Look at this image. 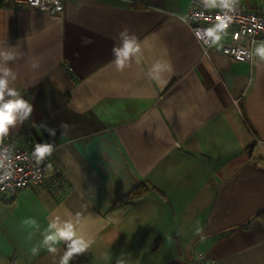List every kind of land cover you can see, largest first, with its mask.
<instances>
[{
    "label": "crops",
    "instance_id": "1",
    "mask_svg": "<svg viewBox=\"0 0 264 264\" xmlns=\"http://www.w3.org/2000/svg\"><path fill=\"white\" fill-rule=\"evenodd\" d=\"M241 1L264 10V0ZM188 3L0 6V48L19 55L11 86L33 106L8 135L21 147L54 143L46 178L58 168L69 186L0 196V264H51L46 249H32L58 216L94 240L83 264H116L121 254L131 264H190L197 252L218 264H264V62L254 53L264 41L249 62L223 54V37L204 54L180 19ZM125 29L141 52L117 71L112 49ZM158 60L172 69L163 85L152 76ZM138 186L145 192L116 203Z\"/></svg>",
    "mask_w": 264,
    "mask_h": 264
},
{
    "label": "clouds",
    "instance_id": "2",
    "mask_svg": "<svg viewBox=\"0 0 264 264\" xmlns=\"http://www.w3.org/2000/svg\"><path fill=\"white\" fill-rule=\"evenodd\" d=\"M131 2V0H127ZM205 8H219L223 12V18L214 27L207 29L206 35L217 42L225 33L228 22L231 21L232 15L237 10L238 0H200ZM120 45H114L112 52L114 64L117 71H123L129 66L131 59L141 52V46L134 35H129L127 29L120 34ZM85 44L91 43L88 38H84ZM14 47L7 46L0 48V142L9 134L10 129L22 124L24 120L31 116L33 111L32 104L21 96L20 91L11 86V83L16 79V73L9 66V62H14L19 58L18 53L12 51ZM255 55L261 62H264V42L260 43L254 49ZM33 68H38L39 65L33 62ZM171 65L166 61L158 60L152 66V76L158 83L163 81V74L171 72ZM44 131L48 132L51 137H55V129L46 124L39 126ZM61 136H66L69 131V126L66 123L60 124ZM9 147H0V183L10 180L13 177V159ZM55 150L54 143H37L32 152V157L37 164H40L46 157L52 155ZM51 167V165H48ZM79 217V213H77ZM28 226L39 227L35 219L29 218L24 221ZM202 229H197V234H202ZM203 239L204 236L201 235ZM64 242L66 250L60 253L58 245ZM94 243L91 238L85 239L78 236L76 232V224L72 220H62L59 216L50 221L43 233V240L38 246H35L32 251L39 254L41 248L47 250L52 256L51 264H69L74 255L82 254L87 251ZM111 255H106L105 260L111 261ZM116 264H131L130 260L123 254L117 256Z\"/></svg>",
    "mask_w": 264,
    "mask_h": 264
},
{
    "label": "built area",
    "instance_id": "3",
    "mask_svg": "<svg viewBox=\"0 0 264 264\" xmlns=\"http://www.w3.org/2000/svg\"><path fill=\"white\" fill-rule=\"evenodd\" d=\"M18 7L27 5L36 10L47 13H61L63 0H0L3 4ZM232 15L231 21L221 36V52L232 60L238 62H249L252 57V45L255 41H264V10H256L248 7L244 2L238 0L237 10ZM223 18V12L219 8H205L200 0H189L188 6L180 19L188 25L194 38L207 54L213 39L206 35L209 28L215 26ZM0 147H9L13 159V177L0 183V196L6 198L13 192L32 185L44 186L49 192L56 193L66 191L69 186L60 169L55 168L49 179L45 175V167L48 157L37 164L32 157L35 147H21L17 145L16 139L7 135ZM190 264H218L213 259L205 258L202 253L194 254Z\"/></svg>",
    "mask_w": 264,
    "mask_h": 264
},
{
    "label": "trees",
    "instance_id": "4",
    "mask_svg": "<svg viewBox=\"0 0 264 264\" xmlns=\"http://www.w3.org/2000/svg\"><path fill=\"white\" fill-rule=\"evenodd\" d=\"M145 187H137L133 189L131 192L126 194L125 196L121 197L116 203H122L124 200L129 198H135L141 195L143 192H145ZM64 249L66 250V244H64ZM88 259V253L85 251L82 254H76L74 255L73 259L70 260L71 264H83Z\"/></svg>",
    "mask_w": 264,
    "mask_h": 264
}]
</instances>
